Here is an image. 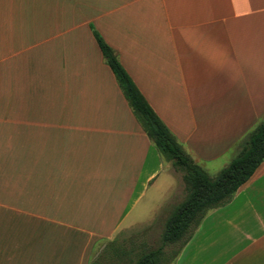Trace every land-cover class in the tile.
<instances>
[{"label": "crops", "instance_id": "obj_1", "mask_svg": "<svg viewBox=\"0 0 264 264\" xmlns=\"http://www.w3.org/2000/svg\"><path fill=\"white\" fill-rule=\"evenodd\" d=\"M93 29L209 175L264 119V0H0V264H106L118 235L164 228L131 215L177 171ZM131 236L107 264L142 255ZM177 251L167 264H264V161Z\"/></svg>", "mask_w": 264, "mask_h": 264}, {"label": "trees", "instance_id": "obj_2", "mask_svg": "<svg viewBox=\"0 0 264 264\" xmlns=\"http://www.w3.org/2000/svg\"><path fill=\"white\" fill-rule=\"evenodd\" d=\"M106 63L135 117L166 162L182 173L185 197L166 219L162 245L144 251L132 264H167L178 251L169 254L167 246L183 244L209 210L223 206L246 183L264 161V119L239 142V152L215 177H211L184 150L176 136L157 115L130 75L115 50L93 29Z\"/></svg>", "mask_w": 264, "mask_h": 264}, {"label": "rangeland", "instance_id": "obj_3", "mask_svg": "<svg viewBox=\"0 0 264 264\" xmlns=\"http://www.w3.org/2000/svg\"><path fill=\"white\" fill-rule=\"evenodd\" d=\"M209 173L211 177L216 176L213 170L209 169ZM167 176H168L167 173H163L161 175V179L155 185L149 188V190L146 192L144 196V199L140 202L137 209L131 215L132 219H135L137 213L141 215V219L142 221H144V224L140 225L138 229L143 230L146 224H154V225L156 224L157 227L159 226L158 224L160 223H163L164 225L165 221L163 218L166 214L170 213L173 207L171 204L172 203L171 198H183V196L185 195L186 191L182 179V173L177 171L178 179H177L176 187L175 189H173V191L166 188V186H164L163 184V180L167 178ZM128 221L131 222L132 220L129 219ZM154 229L153 231L145 232V234H142V232H144L142 231L138 235H136L135 231H133L132 236L135 242L136 239L144 240L145 242L144 251H148L150 249H156L162 245L161 242V234L163 231L162 225L161 228H156L155 230ZM122 236L126 237V239H129L131 235L124 234ZM122 236L118 235L116 241L112 245H106L102 249L101 247L97 249V253L95 254V260H101V261L105 260L106 264L115 262L116 255H114L112 248L119 245L120 238ZM134 236H137V238ZM177 248H179V244L168 246L167 252L170 254L171 251L177 250Z\"/></svg>", "mask_w": 264, "mask_h": 264}]
</instances>
